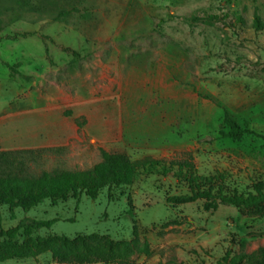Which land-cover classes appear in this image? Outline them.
<instances>
[{
	"label": "rangeland",
	"instance_id": "rangeland-1",
	"mask_svg": "<svg viewBox=\"0 0 264 264\" xmlns=\"http://www.w3.org/2000/svg\"><path fill=\"white\" fill-rule=\"evenodd\" d=\"M256 16L264 22V0H0V116L38 111L45 146L0 151L50 150L18 158L26 176L86 171L102 151L146 163L111 202L84 200L78 213L73 202L47 204L14 221L4 210V227L58 218L50 233L128 242L126 264H229L227 254L264 248V209L168 203L196 190L192 178L201 190L240 194L264 180ZM225 110L255 134L223 139ZM29 126L14 121L0 132L23 139ZM0 264L62 263L48 253Z\"/></svg>",
	"mask_w": 264,
	"mask_h": 264
},
{
	"label": "trees",
	"instance_id": "trees-1",
	"mask_svg": "<svg viewBox=\"0 0 264 264\" xmlns=\"http://www.w3.org/2000/svg\"><path fill=\"white\" fill-rule=\"evenodd\" d=\"M215 18H207L208 21ZM197 20V18H195ZM242 22V19L239 18ZM253 28L264 31V22L256 16ZM222 107V106H219ZM224 124L220 130L223 139L241 140L255 133L240 125L225 110ZM50 150H22L14 152L0 151V263L12 260L36 258L50 253L62 264H126L133 255L131 245L126 242H113L105 239L94 243L91 236H78L75 239L50 233L59 222L58 218L25 217L15 227L6 229L1 212L7 210L11 220H16V212L24 215L33 213L49 204L58 207L68 203L75 204V212L84 200L97 201L106 194L109 202L113 200V191L127 189L134 185L141 167L146 163L135 162L128 155L102 151V161L86 171L44 172L39 176L22 175L20 167L24 161ZM157 162L149 166L154 168ZM185 166H180L184 168ZM198 178L191 179L194 190L190 195L174 196L168 199L171 205L181 206L204 201L205 212H217L221 206L234 207L239 212H254L264 209V180L253 184V192L240 194L237 191L225 192L223 187L214 192V188L201 190ZM74 221V220H72ZM47 232V235H43ZM229 264H264V248L248 255L242 254L230 260Z\"/></svg>",
	"mask_w": 264,
	"mask_h": 264
},
{
	"label": "crops",
	"instance_id": "crops-1",
	"mask_svg": "<svg viewBox=\"0 0 264 264\" xmlns=\"http://www.w3.org/2000/svg\"><path fill=\"white\" fill-rule=\"evenodd\" d=\"M0 116V129L2 131H7V126L14 123V121L29 119L31 122V126L24 127L26 130V135L23 139L19 137H12L7 136L6 133L0 132V147L9 150H17V149H36V148H43L45 146L42 145L43 143V136H42V128L44 126L40 125V116L41 114L36 112H28L26 114L14 115L13 111L10 109L9 112L7 108L1 111Z\"/></svg>",
	"mask_w": 264,
	"mask_h": 264
}]
</instances>
